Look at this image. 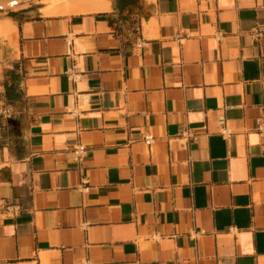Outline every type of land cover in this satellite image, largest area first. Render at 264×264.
<instances>
[{
  "label": "crops",
  "instance_id": "0c3cea01",
  "mask_svg": "<svg viewBox=\"0 0 264 264\" xmlns=\"http://www.w3.org/2000/svg\"><path fill=\"white\" fill-rule=\"evenodd\" d=\"M108 1L0 9V264H264V0Z\"/></svg>",
  "mask_w": 264,
  "mask_h": 264
},
{
  "label": "bare ground",
  "instance_id": "6f19581e",
  "mask_svg": "<svg viewBox=\"0 0 264 264\" xmlns=\"http://www.w3.org/2000/svg\"><path fill=\"white\" fill-rule=\"evenodd\" d=\"M20 0H0V9L18 6ZM108 0H44L42 13L46 16L91 14L110 9Z\"/></svg>",
  "mask_w": 264,
  "mask_h": 264
},
{
  "label": "built area",
  "instance_id": "2783aa9c",
  "mask_svg": "<svg viewBox=\"0 0 264 264\" xmlns=\"http://www.w3.org/2000/svg\"><path fill=\"white\" fill-rule=\"evenodd\" d=\"M143 141L144 143L148 146V147H151V145L153 144L154 142V136L151 135L150 133H147L143 136ZM85 148L81 145L77 146L74 151H75V154H81V153H84L85 152Z\"/></svg>",
  "mask_w": 264,
  "mask_h": 264
},
{
  "label": "rangeland",
  "instance_id": "374dc122",
  "mask_svg": "<svg viewBox=\"0 0 264 264\" xmlns=\"http://www.w3.org/2000/svg\"><path fill=\"white\" fill-rule=\"evenodd\" d=\"M7 1V0H6ZM43 0H20L19 6L10 7L6 6L4 9H18L20 5H28L29 3H40L42 4Z\"/></svg>",
  "mask_w": 264,
  "mask_h": 264
}]
</instances>
